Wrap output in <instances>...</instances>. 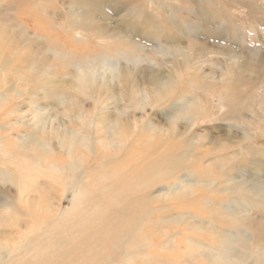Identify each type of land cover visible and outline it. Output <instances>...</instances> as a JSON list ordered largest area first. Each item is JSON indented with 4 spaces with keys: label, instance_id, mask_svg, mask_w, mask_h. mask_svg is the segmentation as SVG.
I'll use <instances>...</instances> for the list:
<instances>
[{
    "label": "bare ground",
    "instance_id": "bare-ground-1",
    "mask_svg": "<svg viewBox=\"0 0 264 264\" xmlns=\"http://www.w3.org/2000/svg\"><path fill=\"white\" fill-rule=\"evenodd\" d=\"M102 1L99 0L100 7H97L100 14L104 6ZM114 1L117 9L121 7L126 11L127 17L133 16L125 24L128 30L138 33L144 30L145 36L151 40L160 42L162 36H166L168 42L178 41L170 31L182 33L177 21L183 19L188 31V19L179 17L178 12L173 13L175 7L170 3L164 7L157 4L161 12L149 14L150 6L140 0ZM12 3L17 7L25 4L22 0H12ZM44 11L42 17L32 10L26 12V21L37 20L38 33L29 32L32 26L23 28V21L21 27H17L21 32L17 36L13 34V28L4 29V41H11L10 47H13L18 39L36 51L51 53L55 60L65 56L61 45L67 48V42H75L78 48L74 52L81 50L78 52H82L83 59L78 63L79 68L75 63L79 74H72L69 85H62L59 81L58 85L57 81H52L53 62L42 64L41 70L40 66L31 67L32 73L40 72L42 78L33 77L30 73L27 81L34 87L41 86L42 97L54 100V107L62 106L67 110L70 127H46L43 120L52 111L48 107L35 106L36 114L43 117L37 122L36 129L53 135L55 141L52 142L47 135L45 141L38 142L41 155L34 153L29 156L32 166L26 174V132L15 138L19 146L12 144L14 129L26 128V65L15 68L12 56L1 53L0 49V264H180L177 259L188 255V246L181 247L178 242L181 239L188 241V237L185 238L188 231L184 229L192 219L188 220V212L177 216L173 213L176 208L178 212L188 209V184H192L188 183V147L200 145L201 141L200 136L192 139L191 132L188 138V128L185 132H178L177 123L183 120L192 127L197 125L198 118L195 119L193 111L208 107L201 101L188 106V100L183 97L186 86L174 79L176 70L179 74L187 70L186 60L184 64L178 62L179 69L174 66L175 71L169 76L152 73L144 77L143 88L137 78L142 62L139 53L143 50L133 42L134 38L125 37L119 29H111L102 20L97 21V16L89 9L82 13L77 10L78 13L64 14L63 19L65 16L76 19L73 24L65 22V19L57 23L54 20L57 13L50 7H45ZM91 15L94 16L89 19ZM163 20L164 24L160 22ZM92 38L100 45L93 44ZM113 39L126 41L127 49L104 48L102 43ZM113 42L116 43L115 40ZM18 49L15 47L13 51ZM153 51L156 57L157 54L185 57L181 48L160 47ZM111 56L117 63L110 59ZM24 59L26 61V57ZM123 62L126 64L122 65ZM13 75L15 81L12 84ZM235 78L239 79L240 75L236 74ZM104 95L109 97L104 100L109 106L105 108L103 104L98 109L92 106L94 116H90L89 110L79 108L80 98L86 97L98 103L97 99ZM177 97L182 99L175 103L172 99ZM168 99L174 101L177 113L167 114V126L152 122L146 115L137 116V110L144 113L147 106L160 107ZM150 100H154V105ZM110 101L121 103L114 112ZM222 102V97H219L220 107L224 105ZM17 114L19 118L11 122V116ZM56 119H50L51 123ZM18 160L25 162L24 167L14 168ZM31 180L37 186L32 185V191H26V181ZM192 185L196 189L202 185L214 188L215 180L204 184L202 179H198ZM231 191L251 195V201L237 202V209L264 210L263 177L255 175L250 183L244 179ZM66 198L70 199V206L63 209ZM163 201L166 206L161 204ZM199 201L196 198L189 202V206L195 208ZM233 215L244 218L239 211ZM29 220L37 226L33 225L27 232L22 231ZM229 239L216 248L209 244L212 252L199 255L198 260L202 257L208 261L216 260L217 253L227 251L232 253L233 259L222 260L221 264H246V258L241 257L242 252H238ZM161 240L164 241L159 244ZM263 245L252 247L251 255L264 251ZM176 250L180 252L176 253ZM254 263L264 264V258Z\"/></svg>",
    "mask_w": 264,
    "mask_h": 264
},
{
    "label": "rangeland",
    "instance_id": "rangeland-1",
    "mask_svg": "<svg viewBox=\"0 0 264 264\" xmlns=\"http://www.w3.org/2000/svg\"><path fill=\"white\" fill-rule=\"evenodd\" d=\"M119 1L123 3V0ZM140 1L150 6L149 14L161 12L157 9V4L164 7L167 5L166 3H170V5L175 7L173 13L178 12L179 17L188 19V31L185 30L187 25L184 24L183 21L185 19H183L177 21L178 26L183 29L182 33L175 31V35L174 30L170 31V35L175 36L178 41L169 40L168 42L166 36H162L160 42L151 40L145 36L144 30H140L142 32L139 33L132 29L128 30L125 24L133 16L127 17L126 11H123L121 7L117 9L114 0H103L101 2L104 4L101 7L102 14L98 12L97 8L98 6L100 7L99 0H56V3L54 0H22L25 4L18 7L13 4L15 2L12 3V0H0V49H2L0 51L3 54L12 56L14 67L18 68L21 65H26V81L30 77V73L33 77L42 78L40 72L32 73L31 67L40 66L41 70L44 67H41V65H48V61H50L49 63L53 62V70L50 72L52 81H57L58 85L59 82L62 85L71 84L72 74H79L77 66L83 56L82 52H78L81 50L74 52L75 48H78L77 43L67 42V48L61 45L64 47V49L61 48V51L64 50L65 56L55 60L51 57V53L36 51V48H33V46L30 48L25 42L18 39H16V45L13 47H10L11 41H4L6 38L4 29L13 28V34L17 36L21 33L17 27L23 21V28L26 29V26H32V28L28 29L29 32L38 33L37 20L26 21V12L32 10L42 17L45 7H50L51 10H54V13H57V16L54 17L57 23L65 19H63L64 14H71L74 11L77 12V10L86 12L89 9L90 12L97 16V21L102 20L103 23L109 24L111 29H119L125 37L134 38L133 42L142 46L143 50L139 53L142 62L138 67L140 72L137 76L140 86L144 82V77L152 73L163 76L168 74L167 76H169L172 71H175L173 69L174 66L177 67V65L184 64L183 61L186 60L188 65L186 64L185 68L187 70L180 72V74L176 70L174 79L178 80L182 86H186V94L183 97L188 100V106L200 101L208 105L204 110L198 108L193 111L195 119L196 117L198 118L196 119L197 125L192 127L190 123L182 122L183 120L177 123L178 132H185L188 128V138L191 132L192 139L200 136L201 141L200 145L188 147V169L190 168L188 171L190 174H188V183L196 184L198 179H202L204 184L215 180V185L214 188L202 185L196 189L192 184H188V193H190L188 195V209L178 212L179 210L176 211V208L175 213H173V215L177 216L188 212V220H190V217L192 219L188 221L187 227L184 229L188 231L185 235V238L188 237V241L181 239L178 242L181 247L188 246V255L184 259L179 257L177 262H180V264H221L222 260V262L232 260V253L230 254L227 251L217 253L219 256H216L217 259L212 261L210 259L208 261L203 257L199 260L197 258L203 253L212 252L209 249L210 245H214V248H216L219 244L221 245L222 241L230 238L229 240L232 241L233 247L238 252L243 253H241V257L246 258V264H255V260L264 258V251L255 256L251 255L252 247L264 244V210L242 211L240 208L237 209L238 203L251 201V195H239L231 191V189H235L237 183L242 182L244 179H246V183L252 182L255 175L263 177L264 180V0H151L156 2L152 4L148 3L151 2L150 0ZM94 15L88 18L90 19ZM65 17L64 21L71 24L76 20L70 16ZM160 22L164 24L165 21ZM139 27L142 29L141 24ZM144 27L146 26L143 25ZM24 32L26 33L25 30ZM91 40H93V44L100 45V42L95 39L92 38ZM113 40L102 43V45H104V48L111 50L117 48L127 49L125 47V45L127 46L126 41ZM15 47L19 49L13 51ZM160 47L163 49L167 47L181 48L185 57L177 56L172 58L168 57L169 54L166 57L158 54L157 57L153 56V50ZM38 53L39 55L37 56ZM24 57H26V61H24ZM110 59L114 61L115 57L111 56ZM115 63H117V60ZM124 64L126 62L122 63V65ZM68 74L69 76L62 77V75L66 76ZM236 74L240 75L239 79L235 78ZM21 76L24 77L22 74ZM11 80L13 84V80L15 81L14 75ZM26 83L28 84L29 82L27 81ZM27 84L26 128L17 127L12 134L15 139L23 136L26 132V174H29L28 168L32 166L31 161H29L31 157L29 156L34 153H37L38 156L41 155V146L38 142L45 141L48 135L41 129H36L43 117L36 114L35 106L48 107L52 111L50 116L47 117L48 119L43 120L46 127L54 125L59 128L64 125L70 127V125H68L66 109L62 106L54 107V100L42 97L44 94L41 86L35 85L34 87V84L29 83L30 87H28ZM144 87L145 84H143ZM152 97L154 98V96ZM219 97H222L223 107H220ZM108 98L107 95L99 97L97 99L99 104L86 97L80 98L79 108L82 107L81 109L89 110L90 116H94L95 114L93 115L91 112H95L93 107L96 106L98 109V106H100L102 108L104 104L106 108V106H109L108 103H105ZM181 99L177 97L172 100L177 103ZM172 100L170 99L161 104L160 107L147 106L148 108H145L144 113L136 109V114L140 117L146 115L152 122L167 126L169 124L167 114L177 113V108L173 107L174 101ZM150 101V104L154 105L152 104L154 100ZM110 103H112L110 105L112 112L115 111V107L121 104L112 101ZM153 109L154 111H152ZM19 116V114L11 116V122H15V119L19 118ZM50 119H56V121L51 123ZM72 127L76 128L74 125ZM48 138L52 142L55 141L53 140L55 137L51 134L48 135ZM12 144L20 145L16 139ZM258 154L263 159L260 155L257 156ZM38 156L36 158L39 160ZM24 164L25 162L18 160L14 168L18 167L20 169L24 167ZM250 174H252L251 177L249 176ZM26 183L28 184L26 185L28 186L26 191H32V187L37 186L32 180L26 181ZM196 198L200 200L199 203L196 204L195 208L190 207L189 202L194 201ZM69 200L68 198L64 200L63 209L70 206ZM161 204L167 205L164 201ZM214 204L216 207H213ZM237 211L240 212V215H244L243 219L233 215ZM194 215L200 218H195L193 217ZM26 225L27 229L23 228L21 229L22 231L25 230L27 232L33 225L37 226L32 221ZM163 241L161 240L159 244H162ZM175 252L178 253L180 251L176 250Z\"/></svg>",
    "mask_w": 264,
    "mask_h": 264
}]
</instances>
